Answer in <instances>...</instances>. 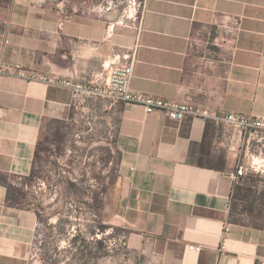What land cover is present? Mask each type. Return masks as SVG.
I'll return each instance as SVG.
<instances>
[{
  "label": "crops",
  "instance_id": "obj_1",
  "mask_svg": "<svg viewBox=\"0 0 264 264\" xmlns=\"http://www.w3.org/2000/svg\"><path fill=\"white\" fill-rule=\"evenodd\" d=\"M101 1L0 0V58L89 84L136 48L135 91L264 116V0H149L142 30L112 32L119 10L93 13ZM89 120L92 130L81 125ZM72 127L75 144L96 149L108 131L102 220L126 232L131 264H264V218L255 226L231 214V174L247 160L238 130L12 77L0 78V264H29L39 216L27 184L46 140ZM83 177L69 179L81 185ZM193 244L202 250H189Z\"/></svg>",
  "mask_w": 264,
  "mask_h": 264
},
{
  "label": "rangeland",
  "instance_id": "obj_2",
  "mask_svg": "<svg viewBox=\"0 0 264 264\" xmlns=\"http://www.w3.org/2000/svg\"><path fill=\"white\" fill-rule=\"evenodd\" d=\"M81 125L92 130L94 121ZM74 131L79 129L69 128L61 140L53 136L46 140L42 147L43 164L33 172L27 184L26 200L39 216L29 264H131L129 253L118 243L119 238L127 236L126 232L113 227L105 233L100 232L105 220H102V211L106 177L112 172L106 162L110 143L108 131L105 130L99 149L91 147L89 140L78 139L82 144H75V135L80 133ZM81 136L89 139L88 135ZM80 175H84L81 185L69 179ZM247 177L258 183L264 181L263 175L249 173L243 180L236 181L235 188L246 187ZM239 219L240 215H236L234 220Z\"/></svg>",
  "mask_w": 264,
  "mask_h": 264
},
{
  "label": "built area",
  "instance_id": "obj_3",
  "mask_svg": "<svg viewBox=\"0 0 264 264\" xmlns=\"http://www.w3.org/2000/svg\"><path fill=\"white\" fill-rule=\"evenodd\" d=\"M148 2L149 0H102L91 11L105 16L111 11L119 10L118 17L108 23V32H112L116 27L140 31L143 28ZM230 52H234V50H230ZM136 62L137 49L134 48L115 58L112 63L104 64L103 72L98 78L89 84H85L47 76L18 63L8 64L0 58V78L12 77L28 82H44L66 88L73 93L76 99L94 97L109 101L112 104H138L143 107L146 114L162 112L171 120L179 122L187 116L213 119L219 125L238 130L247 142V160L231 174L233 181H239L249 173L264 176V116L213 112L188 101L159 98L137 92L131 85ZM255 158H258L259 161L256 162ZM96 236L99 239L102 238L100 235ZM126 242V235L118 239L119 245H126ZM189 250L200 252L202 248L193 244L189 246Z\"/></svg>",
  "mask_w": 264,
  "mask_h": 264
},
{
  "label": "trees",
  "instance_id": "obj_4",
  "mask_svg": "<svg viewBox=\"0 0 264 264\" xmlns=\"http://www.w3.org/2000/svg\"><path fill=\"white\" fill-rule=\"evenodd\" d=\"M244 179V178H243ZM246 187L235 188L232 203V215H247L256 226V221H261L264 218V194L260 192L257 194L258 182L251 177L245 178ZM242 221L241 219L236 220ZM110 225L105 224L104 221L101 224L100 232L105 233Z\"/></svg>",
  "mask_w": 264,
  "mask_h": 264
},
{
  "label": "bare ground",
  "instance_id": "obj_5",
  "mask_svg": "<svg viewBox=\"0 0 264 264\" xmlns=\"http://www.w3.org/2000/svg\"><path fill=\"white\" fill-rule=\"evenodd\" d=\"M256 159V162L258 161V158H255Z\"/></svg>",
  "mask_w": 264,
  "mask_h": 264
}]
</instances>
